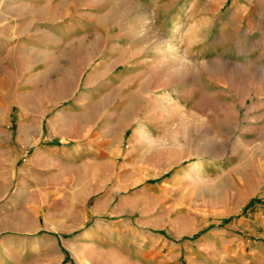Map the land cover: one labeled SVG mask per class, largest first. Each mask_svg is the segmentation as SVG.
<instances>
[{
	"label": "rangeland",
	"instance_id": "obj_1",
	"mask_svg": "<svg viewBox=\"0 0 264 264\" xmlns=\"http://www.w3.org/2000/svg\"><path fill=\"white\" fill-rule=\"evenodd\" d=\"M0 264H264V0H0Z\"/></svg>",
	"mask_w": 264,
	"mask_h": 264
}]
</instances>
